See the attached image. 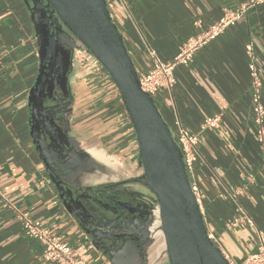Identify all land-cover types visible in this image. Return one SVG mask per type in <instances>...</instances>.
<instances>
[{"label": "crops", "instance_id": "obj_1", "mask_svg": "<svg viewBox=\"0 0 264 264\" xmlns=\"http://www.w3.org/2000/svg\"><path fill=\"white\" fill-rule=\"evenodd\" d=\"M243 1L129 0L145 38L164 60L172 58L186 38L220 19L225 7ZM111 15L139 74L148 71L151 59L145 43L117 2ZM249 42L254 45L262 75L264 103L263 3L199 49L192 62L175 68L173 98L166 95L160 109L162 113L165 107L167 112L162 115L174 128L175 104L183 125L199 133L195 175L204 194L201 210L208 233L216 236L232 262H240L256 250V227L264 228V153L252 113L245 48ZM39 50L38 20L25 1L0 0V264H49L42 256L40 242L24 230L13 207L29 211L33 218L50 226L90 264H113L111 257L124 248L130 263L136 264L129 253L136 244L123 241L111 251L99 247L81 226L91 227L92 222L68 210L55 183L57 180L62 190L72 184L77 194L86 190L101 199L114 191L135 189L147 195L149 215L158 217L156 198L141 179L137 135L118 86L108 72H88L81 63L68 73V96L57 93L47 107L57 125H61L59 116L65 117L70 147L64 149L43 135L39 137L50 173L36 149L30 123L29 95L41 63ZM218 113L222 114L219 127L201 129L207 117ZM81 148L103 166L89 165L79 153ZM93 151L100 153V158ZM118 184L124 186L115 188ZM99 188L106 191L100 195ZM82 201L89 210L96 208L92 200ZM240 209L249 213L256 225L241 223L228 228L227 222ZM155 227L156 223L153 231Z\"/></svg>", "mask_w": 264, "mask_h": 264}, {"label": "water", "instance_id": "obj_2", "mask_svg": "<svg viewBox=\"0 0 264 264\" xmlns=\"http://www.w3.org/2000/svg\"><path fill=\"white\" fill-rule=\"evenodd\" d=\"M24 1L31 9L33 18L39 10V5L46 9L51 24L50 42L40 40L41 63L29 95L31 111L35 109L34 101L43 90L47 63L54 55L55 46L58 54L66 47L89 51L106 68L118 86L137 135L143 170L141 179L150 187L158 204V217L149 215L143 230L140 231L142 243L132 246L130 257L134 255L136 264H232L209 236L200 204L191 187L182 150L153 96L143 90L139 72L124 36L110 14L107 1ZM55 17L71 32L70 36L65 37L69 40L57 37ZM30 123L36 149L51 173L49 162L35 132L41 126L39 123L35 125L32 112ZM44 128L48 129L45 123ZM79 153L83 160L88 159L89 165L97 168L103 166L101 161L84 148L79 149ZM55 183L71 213L79 217L80 209L89 210L82 201V195L74 191V185L68 183L71 186L62 190L57 180ZM88 200H92V204L97 202L92 195L88 196ZM154 223L156 227L153 231ZM81 226L94 237V231L87 229L83 224ZM154 246L160 247L161 253L155 255ZM125 249L111 257L113 264H133L130 263L129 254L126 255Z\"/></svg>", "mask_w": 264, "mask_h": 264}, {"label": "built area", "instance_id": "obj_3", "mask_svg": "<svg viewBox=\"0 0 264 264\" xmlns=\"http://www.w3.org/2000/svg\"><path fill=\"white\" fill-rule=\"evenodd\" d=\"M106 1L110 8V14L113 3L117 2L119 4L124 11L126 18L131 22L136 33L145 43L151 59V67L148 71L139 74L140 82L143 90L153 96L159 109L163 106V101L165 100L166 95L173 98V92L177 83L175 68L178 65H187L192 62L199 49L217 39L229 26L235 25L251 8L264 3V0H245L234 7H225L223 16L220 19L212 22L207 27L202 28L199 33L186 38L181 44L178 52L172 58L164 60L156 48L145 38L129 0ZM196 24L202 26V21L197 20ZM245 48L249 57L248 66L251 77L253 120L255 123L257 140L261 151L264 153L263 80L255 61L253 43H247ZM75 61L76 63L84 64L93 72H108L101 62L92 53L85 49H75ZM172 107L174 128H171V131L175 141L182 150L192 190L202 209L204 194L195 175L196 164L200 157L198 150L199 133L188 130L183 125L175 104H173ZM221 117V113L207 117L203 121L201 129L219 127ZM13 212L20 220L22 227L28 235L40 242L42 246V256L46 262L49 264H90L86 259L77 254L76 249L72 244L63 241L58 233H55L50 226L43 224L41 220L33 218L29 211L13 207ZM241 223L256 225L252 216L244 209H240L239 213L227 222V227L234 228ZM256 228L258 235L256 250L248 254L240 262H232L228 258L232 264H264V228ZM209 236L214 243L219 246L216 236L210 232Z\"/></svg>", "mask_w": 264, "mask_h": 264}, {"label": "flooded vegetation", "instance_id": "obj_4", "mask_svg": "<svg viewBox=\"0 0 264 264\" xmlns=\"http://www.w3.org/2000/svg\"><path fill=\"white\" fill-rule=\"evenodd\" d=\"M35 15L38 20L41 42H50L51 24L46 9L39 5V10L35 12ZM54 23L57 37L59 39L69 40L65 37L70 36L71 32L62 26L57 17H55ZM74 51L66 47V49L62 48L61 53L58 54V49L55 46L54 55L50 57L47 63L46 75L43 80V90L40 91L38 98L36 100L34 99L35 109L31 111L35 118V125L39 123L41 126V128L38 127L35 131L37 140L40 141L39 137L43 135L48 140H53V143L57 146L64 147V149L70 147L66 134L65 117L59 116L61 125H57L47 105L49 101H54L58 97L57 93L62 97L68 96V73L76 67ZM44 123L47 124L48 129L44 128ZM121 186H124V184H118L115 188ZM98 190L100 191L98 192L100 195L103 194V191H106L102 188ZM79 194L82 195L83 199H88V196L92 195L86 190ZM96 201L98 203L96 202L97 204H94L96 207H93L94 211L92 209H80L81 215L79 217L82 220L88 219L92 222L93 226H84L94 231V238L97 245L107 251L117 249L120 244H123V241L133 242L138 246L139 242H141L139 231L143 230V224L146 223L150 214V203L147 195L135 189H121L119 192L114 191L106 194L104 199H101V196H99L96 198ZM95 210H98V212ZM99 212L104 213V215L106 214V216L102 218L97 214ZM100 237L103 239L100 240Z\"/></svg>", "mask_w": 264, "mask_h": 264}, {"label": "rangeland", "instance_id": "obj_5", "mask_svg": "<svg viewBox=\"0 0 264 264\" xmlns=\"http://www.w3.org/2000/svg\"><path fill=\"white\" fill-rule=\"evenodd\" d=\"M84 66V68L86 69V70H88V72H92V70L91 69H89V68H87L85 65H83ZM83 68V69H84ZM84 69V70H85ZM167 111L165 110V107L164 108H162V113H166ZM153 251H156V254L155 255H158V252H160L161 253V251H162V249L159 247H156V246H154V249H153ZM166 262V261H165ZM164 264H166V263H164Z\"/></svg>", "mask_w": 264, "mask_h": 264}, {"label": "bare ground", "instance_id": "obj_6", "mask_svg": "<svg viewBox=\"0 0 264 264\" xmlns=\"http://www.w3.org/2000/svg\"><path fill=\"white\" fill-rule=\"evenodd\" d=\"M94 155L98 158H100V153H96L95 151H93ZM102 158V157H101Z\"/></svg>", "mask_w": 264, "mask_h": 264}]
</instances>
